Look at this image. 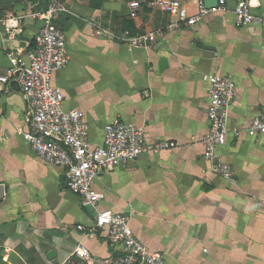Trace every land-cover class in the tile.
Listing matches in <instances>:
<instances>
[{
	"label": "crops",
	"instance_id": "0c3cea01",
	"mask_svg": "<svg viewBox=\"0 0 264 264\" xmlns=\"http://www.w3.org/2000/svg\"><path fill=\"white\" fill-rule=\"evenodd\" d=\"M130 1L64 0L67 12L56 20L70 62L53 85L67 110L84 112L91 147L103 144L105 126L117 117L144 127L149 144L174 143L102 172L98 209L129 215L135 236L163 253L165 264H264V135L247 133L264 109V25L236 24L240 0L176 28L177 16L160 9L143 7L133 17ZM48 2L0 0V75L11 66L10 52L32 47L39 23L30 15ZM248 2L264 18V0ZM184 3L189 16L198 12L197 0ZM10 16L23 18L18 36L5 30ZM153 32L150 47L125 41ZM207 75L230 76L236 86L218 150L236 183L204 158ZM27 123L18 85L0 83V264H111L119 250L94 230L95 213L68 190L64 169L38 158L16 132Z\"/></svg>",
	"mask_w": 264,
	"mask_h": 264
},
{
	"label": "built area",
	"instance_id": "2783aa9c",
	"mask_svg": "<svg viewBox=\"0 0 264 264\" xmlns=\"http://www.w3.org/2000/svg\"><path fill=\"white\" fill-rule=\"evenodd\" d=\"M184 1L131 0L129 7L133 17L143 7L174 13L177 19L171 22L170 28L197 25L209 11L216 9L207 8L204 0H197L198 12L189 16ZM218 1V7L223 8L226 0ZM66 12L64 0H49L44 9L31 13L30 17L39 23L32 47L8 54L11 66L0 75V83L18 85L28 114L27 125L18 127L16 132L29 143L38 158L64 169L68 190L80 197L84 208L95 213L94 230L105 231L110 244L119 250L111 264H165L163 253L150 249L135 236L129 215L98 209L104 195L95 189V183L102 172L136 161L144 152H159L174 143L149 144L144 127L117 117L105 126L103 144L91 147L90 125L85 121L84 112L67 110L63 92L53 85L54 73L70 62L66 33L56 23L57 17ZM234 12L237 25H264V18L251 12L248 0H240ZM23 22L22 17H8L4 24L6 32L18 36ZM157 36L154 32L144 33L126 36L125 41L131 48L150 47ZM206 79L210 82L206 109L210 126L203 139L204 158L213 164L214 172L236 183L233 167L221 161L218 153L228 135L229 109L235 99L236 86L227 75H207ZM234 132L239 134L238 130ZM247 133L251 137L264 135V109L252 119ZM87 254L84 248L83 255Z\"/></svg>",
	"mask_w": 264,
	"mask_h": 264
},
{
	"label": "water",
	"instance_id": "95a60500",
	"mask_svg": "<svg viewBox=\"0 0 264 264\" xmlns=\"http://www.w3.org/2000/svg\"><path fill=\"white\" fill-rule=\"evenodd\" d=\"M205 6L209 9L212 8H217L219 6V1L218 0H204ZM160 68L163 69L167 65V59L162 57L159 62ZM2 185H0V198L4 197ZM54 254V250L51 251L49 254V257Z\"/></svg>",
	"mask_w": 264,
	"mask_h": 264
}]
</instances>
